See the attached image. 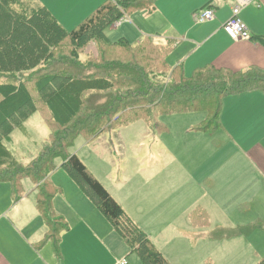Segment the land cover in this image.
Returning a JSON list of instances; mask_svg holds the SVG:
<instances>
[{
    "label": "trees",
    "instance_id": "1",
    "mask_svg": "<svg viewBox=\"0 0 264 264\" xmlns=\"http://www.w3.org/2000/svg\"><path fill=\"white\" fill-rule=\"evenodd\" d=\"M154 2L106 0L67 31L35 0H0V182L9 181L17 189L29 177L37 184V207L49 228L41 242H52L57 255L67 224L52 210L57 189L49 178L62 157L61 167L93 198L144 264H171L82 160L68 152L77 136L92 139L115 123L152 118L158 110L167 115L204 112L196 130L213 133L220 127L226 96L264 89V68L231 70L209 64L186 76L182 67L168 63L172 44L160 45L150 37L133 44L107 36L106 30L126 15L152 12ZM92 42L97 54L81 60ZM34 113L49 126L50 142L25 164L6 143ZM191 220L196 226L209 224L207 212L199 207L191 212ZM259 227L235 229L229 236L249 235ZM257 264H264V256Z\"/></svg>",
    "mask_w": 264,
    "mask_h": 264
},
{
    "label": "crops",
    "instance_id": "2",
    "mask_svg": "<svg viewBox=\"0 0 264 264\" xmlns=\"http://www.w3.org/2000/svg\"><path fill=\"white\" fill-rule=\"evenodd\" d=\"M35 1L46 7L63 27L72 25L69 30L64 27L71 31L106 0ZM198 2L192 18L203 25L216 22L212 34L221 36L225 44L210 49L212 53L204 51L192 60L191 50L175 58L168 56V62L169 58L174 61L170 66L182 67L186 76L209 64L231 70L249 66L264 68V0L242 10L241 17L251 33V39L243 41L231 39L223 27L231 16L232 0ZM207 7L214 8L216 18L203 23L197 21L195 14ZM156 10L155 7L152 12L147 9L138 11L149 15ZM130 15L106 30L111 40L125 38L135 44L150 37L160 45L174 44L176 50L183 44L194 42L186 34L179 38L172 34V39L167 41L145 34L147 36L132 41L128 38L133 34L129 23L136 22V17L129 19ZM137 18L142 19V16L139 14ZM154 32L161 36L158 31L151 34ZM89 48L88 56L97 54L96 47L90 45ZM30 118L23 124L25 133ZM219 121L220 127L211 133L213 140L204 138L191 159L178 148L170 150L166 155L167 168L161 178L149 177L152 186L145 190L147 195L143 203L139 200L137 210L118 201L104 186L171 264H257L264 256V89L226 96ZM195 130L192 124H188L180 131H172L170 136L205 134ZM186 188L193 190V194L186 202L180 201ZM57 193L60 194L56 195L52 210L56 218H62L67 224L61 232L59 255L52 242H41L49 228L37 207L35 185L0 214V264H124L123 261L125 264H144L95 203L85 200L80 195L82 193L68 199L66 188H58ZM198 207L207 212L208 225L192 223L191 212ZM171 209L176 210L180 219L187 215L191 227L187 238L192 240L184 243L183 250L175 252L168 249L169 245L164 244L157 234L163 233L164 225L169 223L164 216ZM156 215L162 217L160 223L153 219ZM250 225L260 227L249 235L229 236L233 230Z\"/></svg>",
    "mask_w": 264,
    "mask_h": 264
},
{
    "label": "rangeland",
    "instance_id": "3",
    "mask_svg": "<svg viewBox=\"0 0 264 264\" xmlns=\"http://www.w3.org/2000/svg\"><path fill=\"white\" fill-rule=\"evenodd\" d=\"M154 3L157 10L152 14L147 15L143 11H136L129 16V19L132 20L136 17V22L134 20L133 23L128 22L133 30L132 38L128 36L130 40L135 41L148 34L153 35L156 40L167 41L172 39L173 35L179 38L186 34L194 42L183 44L177 50L174 48L169 56L175 58L191 50L190 56H193L190 57V60L199 57L204 51L212 53L210 49L225 44L221 36L214 37L212 34L216 22L203 25L196 23L192 18V13L199 3L198 0H155ZM139 14L142 19L137 18ZM64 27L68 28L67 30L73 28L72 25ZM153 31H158L161 36H157V32L151 34ZM90 45L96 47L93 42ZM90 45L81 54V60L84 61L88 58L87 51L90 49ZM201 47H203L202 50H198ZM144 53L149 55L147 52ZM210 53H205V55ZM171 58H169V65L174 62ZM170 72L168 70L162 79H166ZM204 116V112L167 115L159 110L154 111L152 118L150 116L148 119L134 121L126 125L115 123L101 135L92 139L79 135L68 152L77 154L90 172L112 192L118 201H123L132 210H137L139 200L143 203L147 195L145 190L152 186L149 177L154 175V177L161 178L163 171L167 168L166 155L170 153V150L178 148L185 153L188 159H191L204 138L213 140L210 138L213 135L208 132L199 135L184 134L178 138L170 136L172 131L173 133L180 131L188 124H192L195 130ZM27 133L22 129L14 130L10 141L6 143L11 153L25 164L37 156L43 146L50 142L51 131L39 113H35L28 122ZM196 133L202 132L196 131ZM62 163V157L56 159L57 168L50 177L49 183L55 189L66 188L68 199L76 198L79 193H82L80 195L85 200L94 204L93 198L80 188L67 169L61 167ZM160 174L161 176H158ZM35 185L37 186L29 177L22 179L17 189L9 181L0 182V214L18 200L24 192L33 189ZM57 194L56 192L53 196V205ZM192 194L193 190L186 188L180 201L186 202ZM10 198L11 203H8ZM177 216L174 209L166 213L164 218H168L169 223L164 225L163 233H157L159 239L164 244H168V249L174 252L183 250L184 243L192 240L187 238L190 233L188 232L189 228H191L187 215L181 219ZM161 218L156 215L153 219L160 223ZM138 220L141 219L138 218ZM54 225L59 227L58 219Z\"/></svg>",
    "mask_w": 264,
    "mask_h": 264
},
{
    "label": "built area",
    "instance_id": "4",
    "mask_svg": "<svg viewBox=\"0 0 264 264\" xmlns=\"http://www.w3.org/2000/svg\"><path fill=\"white\" fill-rule=\"evenodd\" d=\"M258 0H232V13L229 19L224 23V30L234 41L250 40L251 33L247 24L241 17L242 10ZM197 21L203 23L216 18L213 7H207L195 14ZM118 23V22H117ZM125 264L126 261H123Z\"/></svg>",
    "mask_w": 264,
    "mask_h": 264
}]
</instances>
